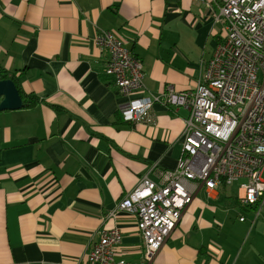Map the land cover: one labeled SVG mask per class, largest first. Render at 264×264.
Returning <instances> with one entry per match:
<instances>
[{"label":"crops","instance_id":"obj_1","mask_svg":"<svg viewBox=\"0 0 264 264\" xmlns=\"http://www.w3.org/2000/svg\"><path fill=\"white\" fill-rule=\"evenodd\" d=\"M207 2L0 0V67L41 100L0 112V264H91L104 229L121 233L117 260L142 262L136 217L110 213L146 175L158 183L176 169L189 111L155 103L154 125L125 123L131 98L105 74L95 38L116 33L142 61L137 97L189 92L225 36ZM233 185L202 189L152 264H264V225L233 217L255 211Z\"/></svg>","mask_w":264,"mask_h":264},{"label":"built area","instance_id":"obj_2","mask_svg":"<svg viewBox=\"0 0 264 264\" xmlns=\"http://www.w3.org/2000/svg\"><path fill=\"white\" fill-rule=\"evenodd\" d=\"M211 1L206 4L216 6V22L223 23L225 36L189 92L168 86L160 95L137 97L145 86L142 61L116 33L101 31L95 38L108 56L105 74L120 95L131 98L120 111L125 123L154 125L155 103L189 111L176 169L161 172L158 183L146 175L110 213L136 217L144 239L139 264L153 263L202 189L211 195L223 184L242 182L241 204L257 207L256 218L264 206V0ZM98 234L100 240L88 255L91 264H132L115 258L119 230Z\"/></svg>","mask_w":264,"mask_h":264},{"label":"water","instance_id":"obj_3","mask_svg":"<svg viewBox=\"0 0 264 264\" xmlns=\"http://www.w3.org/2000/svg\"><path fill=\"white\" fill-rule=\"evenodd\" d=\"M23 107L22 96L14 81H0V112L17 111Z\"/></svg>","mask_w":264,"mask_h":264},{"label":"trees","instance_id":"obj_4","mask_svg":"<svg viewBox=\"0 0 264 264\" xmlns=\"http://www.w3.org/2000/svg\"><path fill=\"white\" fill-rule=\"evenodd\" d=\"M19 72L18 71H14V72H8L5 69L0 67V81H4V80H12L14 81V83L16 84L23 102H24V107L25 109H32L35 108L38 104L41 103V100L38 96L34 95V94H26L23 89L21 88L20 85V80H19ZM223 186H225L223 184ZM241 203V202H240ZM242 206V204H241ZM243 208H247L245 206H242ZM252 209H254L256 212L258 211L257 207H250Z\"/></svg>","mask_w":264,"mask_h":264},{"label":"rangeland","instance_id":"obj_5","mask_svg":"<svg viewBox=\"0 0 264 264\" xmlns=\"http://www.w3.org/2000/svg\"><path fill=\"white\" fill-rule=\"evenodd\" d=\"M242 182H236V183H234V185L233 186H231L230 187V190H231V192L233 193H237V191H238V188H239V186H240V184H241ZM258 212V211H257ZM257 212L256 211H251V210H248V211H246V210H243V209H241L240 207H238V211H237V213H235V214H233V217H236V216H244V217H254V220L252 221V224L254 225L255 224V226L257 225V227H258V225H260V224H262V225H264V206H263V208L261 209V211H260V214H259V216L256 218V214H257ZM251 219V218H250ZM254 226V227H255ZM252 228V227H251ZM247 229H250V222H249V224H247ZM252 229H254V228H252ZM254 236V235H253ZM253 236H252V238H253ZM251 239V238H250ZM248 247V246H247Z\"/></svg>","mask_w":264,"mask_h":264}]
</instances>
